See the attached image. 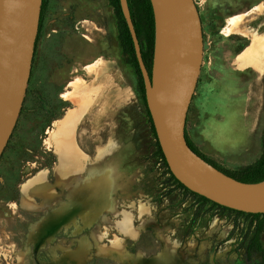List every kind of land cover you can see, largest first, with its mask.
I'll return each mask as SVG.
<instances>
[{"label": "rangeland", "instance_id": "1", "mask_svg": "<svg viewBox=\"0 0 264 264\" xmlns=\"http://www.w3.org/2000/svg\"><path fill=\"white\" fill-rule=\"evenodd\" d=\"M231 1L195 0L205 43L200 88H207L211 69L217 67V46L224 54L240 52L264 31L261 9L227 21L261 0ZM78 25L79 36L91 44L104 27L110 29L104 34L108 39L118 32L110 0H47L40 41L46 45L48 32L58 29L65 37ZM36 72L33 67L20 118L0 160V264H250L261 259L253 250L252 258L247 255L252 217L211 202L203 205L172 178L159 154L137 74L134 104L120 127L121 158L115 171L96 179L80 173L56 196L50 185L55 158L48 130L76 96L68 93L69 78L58 85L50 80L48 65L43 82ZM76 83L73 88L80 89L82 80ZM257 126L251 122V134Z\"/></svg>", "mask_w": 264, "mask_h": 264}, {"label": "crops", "instance_id": "2", "mask_svg": "<svg viewBox=\"0 0 264 264\" xmlns=\"http://www.w3.org/2000/svg\"><path fill=\"white\" fill-rule=\"evenodd\" d=\"M260 9L264 15V0L227 21ZM79 27L67 30L65 37L58 35V29L48 32L47 44L37 43L33 63L41 82L48 65L50 80L58 85L69 78L66 86L72 89L68 93L76 96L72 104L62 107V114L48 130L49 149L55 158L50 185L56 196L59 188H69L79 180L80 173L96 179L100 173L115 171L121 158L120 127L136 94V73L122 48L119 30L112 31L113 37L108 39L104 34L110 29L104 27L101 37L91 44L79 36ZM249 31L255 34L252 27ZM256 35L259 39L251 41L239 54H224L223 48L217 46V67L211 69L207 88H200L198 83L186 123V135L195 146L218 166L217 161H223L235 167L231 171L254 164L263 153L264 31ZM79 80L82 84L76 90L73 87ZM241 86L246 93H240ZM251 122L258 124L253 134L248 129ZM222 152L232 159L222 160ZM245 156L253 158L238 162Z\"/></svg>", "mask_w": 264, "mask_h": 264}, {"label": "water", "instance_id": "3", "mask_svg": "<svg viewBox=\"0 0 264 264\" xmlns=\"http://www.w3.org/2000/svg\"><path fill=\"white\" fill-rule=\"evenodd\" d=\"M155 20L151 72L128 0H119L144 84L145 101L169 171L189 191L222 207L264 214V180L241 182L198 155L186 123L204 60L195 0H150ZM44 0H0V160L20 118L32 76Z\"/></svg>", "mask_w": 264, "mask_h": 264}, {"label": "trees", "instance_id": "4", "mask_svg": "<svg viewBox=\"0 0 264 264\" xmlns=\"http://www.w3.org/2000/svg\"><path fill=\"white\" fill-rule=\"evenodd\" d=\"M128 1H129L131 13H132V18H133V21H134V24L136 27V31H137L139 40L141 42L143 58H144V61L147 65L149 71L151 72L152 66H150V62L153 61L154 43H155V20H154V13H153L152 5H151L150 0H128ZM46 3H47V0H44L43 13L45 11ZM110 3L114 8L115 14L117 17L119 39H120L122 48H123L124 52L126 54H128V56H129L128 63L134 68V70H135V72L139 78L140 87H141L143 97L145 100L144 84H143V79H142L141 72L139 69V65H138V62L136 59V55H135L133 40H132L130 31H129V28L126 24L125 18L122 14L119 0H110ZM43 13H42V18H43ZM143 42H145L146 47L143 46ZM145 103H146V101H145ZM147 113H148V117H149V122L151 124L152 133L154 134V136L156 138L154 127H153L152 120H151L150 114L148 112V109H147ZM186 138H187L189 146L198 155H200L202 158L207 160L209 163H211L212 165H214L215 167H217L218 169H220L221 171H223L227 175H229V176H231V177H233V178H235L241 182H245V183H257V182H261L264 180V141H263V153H262L261 157L254 164L249 165V166L242 168L240 170L230 171V170H225V169L221 168L216 163L211 161L209 158H207L198 149L197 146H195V144L187 137V135H186ZM156 140H157V138H156ZM157 147H158L159 154L161 155L162 160L164 161L165 165L167 166L158 142H157ZM167 168H168V166H167ZM170 174H171V172H170ZM171 176L176 181V183L178 184L179 187L184 189L186 192L191 193L193 196L199 197V199L203 202V205L211 202L208 199L201 197V196L189 191L181 183H179L178 180H176L172 174H171ZM211 203L213 205L223 209V210L234 211L238 215H241V216L245 215V216L253 218V221L255 222L254 233H253V238H252L251 244L248 247V252H247L248 254L247 255L249 257H251L250 251L253 250L254 252L261 255V259L259 262L256 261L253 263V261H252L250 264H264V246L261 243V235L264 233V214H246L243 212H238L235 210H231V209L222 207V206L215 204L213 202H211ZM200 213H201V209L198 210L197 216H199ZM251 258H249L250 261L252 260Z\"/></svg>", "mask_w": 264, "mask_h": 264}, {"label": "flooded vegetation", "instance_id": "5", "mask_svg": "<svg viewBox=\"0 0 264 264\" xmlns=\"http://www.w3.org/2000/svg\"><path fill=\"white\" fill-rule=\"evenodd\" d=\"M46 6H47V3H46ZM45 10H46V7H45ZM44 14H45V11H44V13H43V18H42V23H41V30H40V34H41V31H42V25H43V20H44ZM40 34H39V39H38V42L40 41ZM242 51H240V52H236V53H241ZM260 260H258V262H259ZM254 262H256V261H253V263Z\"/></svg>", "mask_w": 264, "mask_h": 264}, {"label": "snow or ice", "instance_id": "6", "mask_svg": "<svg viewBox=\"0 0 264 264\" xmlns=\"http://www.w3.org/2000/svg\"><path fill=\"white\" fill-rule=\"evenodd\" d=\"M13 207H15V205H13Z\"/></svg>", "mask_w": 264, "mask_h": 264}]
</instances>
